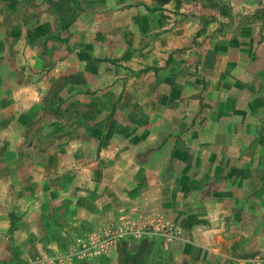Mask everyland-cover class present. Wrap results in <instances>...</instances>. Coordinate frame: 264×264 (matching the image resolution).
<instances>
[{
	"label": "rangeland",
	"instance_id": "rangeland-1",
	"mask_svg": "<svg viewBox=\"0 0 264 264\" xmlns=\"http://www.w3.org/2000/svg\"><path fill=\"white\" fill-rule=\"evenodd\" d=\"M9 7L14 28L46 22L51 32L33 48L10 44L13 61L28 63L17 72L19 83L28 74L25 102L38 109L22 130L0 131V264H123L119 255L133 254L137 264H199L185 241L200 240L197 222L209 207H220L223 264H256L264 255V72L233 73L230 91L202 64L208 48L244 31L250 62L240 61L248 72L264 66V14L249 18L264 0H0L1 14ZM187 22L194 32L173 34ZM235 42L233 50L243 45ZM244 100L252 122L237 110ZM60 158L68 167L43 182ZM42 182L61 194L35 197ZM75 182L81 194H69ZM23 188L32 194L25 205ZM39 199L28 218L44 256L31 262L16 242L27 204ZM104 230L121 235L97 254Z\"/></svg>",
	"mask_w": 264,
	"mask_h": 264
},
{
	"label": "crops",
	"instance_id": "crops-1",
	"mask_svg": "<svg viewBox=\"0 0 264 264\" xmlns=\"http://www.w3.org/2000/svg\"><path fill=\"white\" fill-rule=\"evenodd\" d=\"M240 1V0H239ZM11 8H6L4 12L1 14L0 13V131L6 130V129H18L17 131H20L21 128H23L27 123L31 122L37 115V105H28V102H25V100L30 99L31 97L29 96V89H27L25 86L27 83V77L28 74L27 72L25 73V83H19L18 82V75L17 72L19 70H22L24 73L27 71V62L19 60H14L12 59L13 56H11L12 50H10V44H12L14 47H16V44L20 39H23L26 43V48L31 47L33 48L34 46H39L40 44H43L46 36L51 32V27L48 23L42 22L40 24H37V26L33 29L28 30L27 28H23L22 26L20 29L14 28L12 26L13 21V15L15 13H12ZM196 18V17H195ZM188 24L184 23L183 25H178L176 27L177 30L173 31V34H190L191 32H194L195 29L192 27H189ZM192 24V23H191ZM181 26V27H179ZM180 29H186L181 31ZM179 32V33H178ZM237 38L238 41L243 45H238L239 48L233 50L230 45L231 43L235 42L234 39ZM247 38L244 37V31H237L231 33L225 42L223 43H216L212 47L208 48L205 55V62H203L202 66L203 69L205 67L209 68L206 69L208 72L211 71V76H213L214 79H218V84L221 83L227 84L228 88L227 90H234V88H230V84L232 83L230 77L233 76V73H241L242 76L247 75L248 78L250 76L255 77L258 75H261L264 72V66L260 68H254L253 72H248L246 69V66L243 65V63L240 61H245L246 59L249 60L250 62V57H249V51H246L244 43L247 41ZM8 41L10 43H8ZM235 42V43H237ZM239 43V44H240ZM225 44V46L223 45ZM233 46V45H232ZM32 50V49H31ZM235 60L236 62L235 64ZM233 62V66L231 63ZM205 63V65H204ZM202 69V70H203ZM233 69H235L233 71ZM225 76V77H224ZM227 77V78H226ZM248 90H251L250 87H246ZM238 91V90H237ZM237 91H235L237 93ZM234 92V93H235ZM241 96V95H238ZM248 98V97H247ZM34 100V99H32ZM235 100V99H234ZM243 111L239 108L237 109L238 112H242L244 118H248L249 122H252L250 120V116L254 115V113H250V106H246V100L243 102ZM5 112V114H4ZM235 112L237 111H234ZM2 114H4L2 116ZM261 115H264V113H260ZM256 122V121H255ZM264 123V120H261V123ZM22 130V129H21ZM10 149L13 150V147L10 145L6 147V149L3 152L6 154L5 156L3 155V158L5 161L11 160L13 156H10ZM68 167L67 162H65L64 158H60L59 164L57 168L52 169L51 173L46 177L44 175L43 177V182L46 179H49L50 176H53L54 174H58L60 170L58 168H61L64 170L65 168ZM59 170V171H58ZM40 183V188L35 194H33L35 197L40 196L41 199L43 200H48L50 202L51 198H54L58 196V194H61L59 188H54L51 187V189L45 188L44 184ZM78 186L80 184L78 182L73 183L72 186L68 188L69 194L77 195L81 194V190H79ZM7 187V185H6ZM45 188V189H44ZM47 189V190H46ZM67 190V192H68ZM26 189H22L21 192V200L20 203L22 205H25V202L23 201V195H27ZM64 192V193H67ZM31 196L32 194H29ZM26 197V196H25ZM50 198V199H48ZM40 199L35 202L34 205H28L27 204V212L25 216H21V221L23 222V238L21 241L16 242L19 243V248L22 250L23 256H25L26 260H39L43 259L42 254H44V251L41 246L40 242V236L41 233L38 230L39 225L35 223V228L33 230L32 228V222L29 220L28 215L32 211L36 212L39 211L42 208ZM48 207L44 208H49V204L47 203ZM13 207V206H11ZM51 208V207H50ZM211 209V213H209L208 217H202L205 216L204 210L202 209L201 211V220L197 223L202 224V234L200 235V240L198 241H191V244L186 240L185 242L188 243L189 245L192 246V248L195 249V252H191L192 254H197V257L199 258V264H207V261L210 260L211 264H223V261L226 260L225 258V252H223L220 248V241L222 237L219 236L221 233V228H222V221H221V215H220V207H209ZM249 207H244L246 209V212H256V213H261L264 210V207H258L259 212L257 211L256 207H251V209L248 211ZM109 207H100L99 213L103 216L106 215L108 212ZM235 210H241V207H238V209ZM236 212V211H234ZM234 213L231 215L230 212V207H228V226H232L234 223ZM107 217V216H106ZM249 214H245L244 219H248ZM231 221V222H230ZM249 221H252L250 219ZM248 220H246L245 223H247ZM244 224V223H243ZM251 223H248L246 226H250ZM29 228H32L33 231H29ZM16 241V240H15ZM199 252V253H198ZM191 253H187L186 256H191ZM24 258V259H25ZM120 258V255L118 259ZM206 261V262H205ZM161 264V263H157ZM169 264H173L172 262L169 261Z\"/></svg>",
	"mask_w": 264,
	"mask_h": 264
},
{
	"label": "built area",
	"instance_id": "built-area-1",
	"mask_svg": "<svg viewBox=\"0 0 264 264\" xmlns=\"http://www.w3.org/2000/svg\"><path fill=\"white\" fill-rule=\"evenodd\" d=\"M145 233V232H144ZM110 232H107V230L103 231V236L100 237L97 241V243L100 246L99 251L97 252V254H100L102 252V250L108 245V243H110L109 240L117 238L121 235V233H117V231L114 234H110ZM133 236H141L142 232H140L139 230H136L134 232H132ZM96 253V251L94 252V254ZM255 263L256 264H264V255H260L255 259Z\"/></svg>",
	"mask_w": 264,
	"mask_h": 264
},
{
	"label": "trees",
	"instance_id": "trees-1",
	"mask_svg": "<svg viewBox=\"0 0 264 264\" xmlns=\"http://www.w3.org/2000/svg\"><path fill=\"white\" fill-rule=\"evenodd\" d=\"M170 0H155V3L156 4H158V5H165V4H167L168 2H169ZM264 14V10H262V11H257V12H255V14L254 15H252V16H250L249 18H251V19H258L259 17V15L260 14ZM98 60H100V61H105V62H109V63H111V64H115L112 60H110V59H106V58H101V59H98ZM137 258H138V255L137 254H133V255H126V256H121L120 258H119V260L121 261V263H123V264H137Z\"/></svg>",
	"mask_w": 264,
	"mask_h": 264
}]
</instances>
